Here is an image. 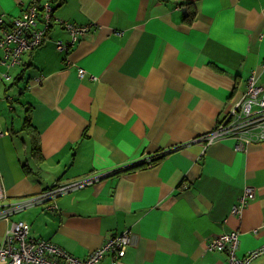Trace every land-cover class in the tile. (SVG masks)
<instances>
[{
  "label": "crops",
  "instance_id": "obj_1",
  "mask_svg": "<svg viewBox=\"0 0 264 264\" xmlns=\"http://www.w3.org/2000/svg\"><path fill=\"white\" fill-rule=\"evenodd\" d=\"M50 1L47 39L19 65L0 62V209L55 182L99 178L0 212V241L23 219L31 237L78 258L129 229L116 264H229L206 245L231 230L238 256L262 246L264 141L236 149L231 138L207 147L195 138L240 97L252 70L264 87V0ZM28 4L0 0V26ZM58 21L90 29L59 52L56 40L69 34ZM246 186L254 197L233 213Z\"/></svg>",
  "mask_w": 264,
  "mask_h": 264
},
{
  "label": "built area",
  "instance_id": "obj_2",
  "mask_svg": "<svg viewBox=\"0 0 264 264\" xmlns=\"http://www.w3.org/2000/svg\"><path fill=\"white\" fill-rule=\"evenodd\" d=\"M53 6L50 0H29L28 6L10 25L5 28L0 26L1 64L6 65L7 68L21 64L23 54L34 50L47 39L48 30L53 22ZM62 24L69 34V40L65 42L57 39L55 44L57 51L66 53L89 31L90 26L78 25L74 22ZM260 66L264 69V59ZM77 74L82 78L86 70L78 67ZM10 78L8 72L2 74L3 80ZM92 78L95 79L94 76ZM35 79L39 80L38 77ZM4 132L0 129V135ZM224 138L233 139L236 149H243L251 142L264 141V87L258 82V72L255 69L248 75L245 89L240 97L229 105L210 130L200 134L195 141L207 147L214 141ZM150 158L145 156L140 161L149 162ZM98 178L97 175L91 174L66 183L55 182L41 194L8 205L0 209V212L9 215L33 204L54 201L59 195L91 184ZM254 193L252 187L246 186L237 204L233 206L232 212L239 213L246 202L254 197ZM0 196H2L1 187ZM130 237L129 229L113 234L85 258H78L50 241L31 237L30 224L26 220L19 219L11 224L0 241V264H99L105 256H110L112 264H116L124 256ZM238 242V232L231 230L214 235L206 247L209 250L224 251L229 264H264V261L254 263L257 257L264 254V244L238 256L236 254Z\"/></svg>",
  "mask_w": 264,
  "mask_h": 264
},
{
  "label": "trees",
  "instance_id": "obj_3",
  "mask_svg": "<svg viewBox=\"0 0 264 264\" xmlns=\"http://www.w3.org/2000/svg\"><path fill=\"white\" fill-rule=\"evenodd\" d=\"M26 120H28V117L26 118ZM36 151V152H38L39 151V145L38 144H36L35 142H34V140L32 141V151ZM159 152H157V153H154V154H152L151 155V158H150V161L149 162H146L145 160L144 161H140V162H138L137 164H139V165H143V166H147L148 164H152V163H154L155 161H157V159H159L158 157H160L162 154H160L159 156Z\"/></svg>",
  "mask_w": 264,
  "mask_h": 264
},
{
  "label": "bare ground",
  "instance_id": "obj_4",
  "mask_svg": "<svg viewBox=\"0 0 264 264\" xmlns=\"http://www.w3.org/2000/svg\"><path fill=\"white\" fill-rule=\"evenodd\" d=\"M53 10H54V9H53ZM52 14H53V13H52ZM52 16H53V15H52ZM53 22H54V20H53ZM53 22H52V23H53ZM58 22L61 23V24L63 23V22H61V21H58ZM52 23H51V24H52ZM78 25H79V24H78ZM86 25H87V24H86ZM62 26H63V24H62Z\"/></svg>",
  "mask_w": 264,
  "mask_h": 264
},
{
  "label": "water",
  "instance_id": "obj_5",
  "mask_svg": "<svg viewBox=\"0 0 264 264\" xmlns=\"http://www.w3.org/2000/svg\"><path fill=\"white\" fill-rule=\"evenodd\" d=\"M139 162H140V160H139Z\"/></svg>",
  "mask_w": 264,
  "mask_h": 264
}]
</instances>
